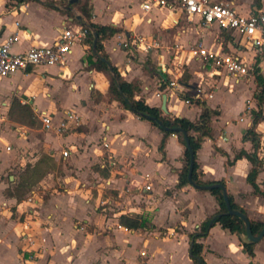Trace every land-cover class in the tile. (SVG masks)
I'll return each mask as SVG.
<instances>
[{"label": "crops", "instance_id": "obj_1", "mask_svg": "<svg viewBox=\"0 0 264 264\" xmlns=\"http://www.w3.org/2000/svg\"><path fill=\"white\" fill-rule=\"evenodd\" d=\"M72 1L31 0L16 4L0 0V44L18 35L12 51L20 54L34 46L53 45L65 29L77 24L118 27L119 23L128 22L124 18L130 14L123 13L127 9L112 11L109 0L85 1L84 5L94 4L90 7V20L77 15L71 6L79 0ZM230 1L242 15L264 14V0ZM162 9L167 8H155L145 15L140 6L138 12L131 10V20L135 23L136 18L142 21L151 16L147 22L152 24V16L165 14ZM173 22L179 23L177 19ZM185 22L188 30L184 28V34H194V39L207 50L239 56L251 68L249 75L238 82L225 69L191 55L195 60L192 73L198 76L199 83L182 82L189 50L184 51L186 46L178 42L172 46L180 53L165 57L168 74L164 75L169 81L185 83L195 95L201 93L203 98L199 101L220 113L212 118V134L197 152L195 161L201 179L223 182L228 195L250 221L264 223V198L255 195L248 182L253 164L245 156L236 159L244 151L256 153L264 162V113L255 99L256 77L264 76V54L218 26L205 29L197 20L193 24ZM132 34L123 31L104 41L103 46L125 80L142 82L137 99L162 111L163 96L167 95L168 115L199 120L202 105L186 103L170 92L158 95L164 81L163 74L156 73L160 72L157 63L163 53L151 55L156 72L150 73L129 55L131 48L121 46L123 39ZM91 51L92 47L82 41L73 48L65 66L0 77V101L6 103L8 116L13 100L18 99L34 109L38 121L42 112L53 118V129L39 137L29 135L25 127L9 130L8 124L0 123V264H143L142 251L148 254V264H194L189 236L219 212V203L210 191L190 183L178 187L186 163L180 139L171 135L161 151L163 133L113 99L105 74L89 65L87 57ZM202 74H207L210 81L211 76L217 75L220 84L206 91L201 87ZM236 93V104L229 102ZM68 112L79 117V125L70 122V129L59 134ZM256 112L260 114L257 124ZM250 129L259 137L258 148L251 140H244ZM108 155L117 159V168L105 166ZM45 163L50 167L44 178L30 188L28 176L36 166L46 167ZM147 175L153 185L151 192H127V182L132 183L133 189L139 188ZM257 184L264 191V165ZM30 198L33 202L28 201ZM123 214L147 217L151 229L134 231L121 227L119 217ZM200 242L206 264H212L210 259H216L214 264H264V239L254 244V255L250 256L244 248L248 243L246 234H231L217 224Z\"/></svg>", "mask_w": 264, "mask_h": 264}, {"label": "trees", "instance_id": "obj_2", "mask_svg": "<svg viewBox=\"0 0 264 264\" xmlns=\"http://www.w3.org/2000/svg\"><path fill=\"white\" fill-rule=\"evenodd\" d=\"M9 2H15L16 4L27 3L31 0H7ZM258 2V0H256ZM82 15L90 20L92 14L88 4L80 7ZM88 30L86 37L83 39V43L88 44L92 47L91 54L87 57L89 65L92 69H96L98 72L105 74L109 80L110 87L109 93L115 101H118L125 109L133 112L141 120L149 121L153 126L158 128L164 137L160 150L163 151L165 148L166 140L171 135H176L180 139L181 144L185 147V166L179 175V188L189 184V167H190V152L187 148L188 138L191 148L195 153V159L197 157V152L201 148L204 140L211 136L212 128L211 122L212 118L219 116L220 113L216 110L210 109L206 104L193 100L190 96H181L180 98L183 101L191 100L192 103L202 105L203 112L199 120L193 122L186 118L172 117L170 115L164 116L162 111L158 108L149 106L146 101L142 98L137 99V96L142 91V82H128L122 77L118 68L113 66L109 56L104 51L103 42L113 38L114 36L123 32L119 27L114 26H102L94 23H84L82 25ZM96 35L98 36V43L96 50H93L95 43ZM158 75L162 74L161 72H156ZM259 73V70H258ZM161 79L164 81L161 90L165 89V83L169 81L168 75H162ZM258 83V90L255 94V99L258 101L259 107L262 106L264 100V76L258 74L256 77ZM256 119L255 124H257L260 114L255 113ZM12 121L16 123H21L29 127H34L37 123L38 116L36 115L34 109L30 105H24L18 99H14L9 111V116ZM258 135L254 129H250L244 137V140H251L255 145V148H258L259 141ZM245 156L252 164L253 169L248 175V182L254 188V194L264 198V191L261 190L257 184L258 174L260 169L263 167L264 162L258 157L256 153L247 154L242 152L236 159ZM47 166H36L31 172V175L28 176L27 182L30 185V188L35 186L36 183L44 178L48 168L50 167L48 163H45ZM199 166L195 161V167L193 172V182L198 187L211 186L215 184H222L223 182H206L203 181L198 173ZM28 192V191H26ZM25 192V193H26ZM214 195L219 203L220 210L213 217L204 222L199 230L189 236L190 238V257L193 260L194 264H206V261L203 257V244L200 240L209 236L211 228L215 225L220 224L224 230L229 231L231 234H246V225L244 221L236 216H231L228 214L225 198L221 189H214L210 191ZM231 206L234 210L241 211L245 213L239 206L234 203L233 198L228 195ZM246 214V213H245ZM119 224L121 227L128 230L140 231V230H150L151 225L147 217L143 215H133V214H123L119 217ZM252 231L255 236H258L262 229L264 228V223L259 221H251ZM245 250L250 256L254 255V244L245 243Z\"/></svg>", "mask_w": 264, "mask_h": 264}, {"label": "built area", "instance_id": "obj_3", "mask_svg": "<svg viewBox=\"0 0 264 264\" xmlns=\"http://www.w3.org/2000/svg\"><path fill=\"white\" fill-rule=\"evenodd\" d=\"M155 8H167L180 13L189 24H193L197 20L198 24L205 29L218 26L230 35L240 36L247 43H250L258 53L264 54V14L242 15L236 10L230 0H143L141 3V9L145 15L151 13ZM17 26H20V23H17ZM87 33L88 30L86 28L77 24L65 29L53 45L47 47L34 46L20 54L12 51L13 46L19 41L18 35L10 37L0 44V77L7 78L18 72L27 73L37 68L65 66L69 61L73 48L77 43L83 41ZM121 46L125 49L135 48L149 56L154 52L161 51L163 55H161L157 65L162 74H168L165 57L173 53L178 56L180 53L176 46H165L158 38L134 34L125 37ZM196 46L197 48L191 52L194 59L200 58L212 62L215 67L225 69L236 81L249 75L251 68L239 56L219 54L207 50L203 44ZM165 86V90H162L158 94L159 96L170 92L179 97L190 96L196 101L203 98L201 93L193 94L185 83H181L178 80L169 81L165 83ZM185 102L192 104L189 99ZM7 113L6 103L0 101V123L7 122ZM39 119L46 131L53 129V118L47 112H42ZM79 120L75 113L68 112L58 131L59 134L70 129V122H75L79 125ZM19 132L21 133V131ZM104 146L107 147V144ZM8 150H10V147H8ZM64 156L67 157L68 152H65ZM118 165L119 162L113 155L107 156L105 166L114 169ZM143 178L144 182L139 188L133 189L132 183L130 181L127 182V192L132 193L134 190L141 194L151 192L153 185L149 182L150 177L147 175ZM28 201L33 202V198ZM140 257L145 260L143 264H148L146 262L148 257L146 251H142Z\"/></svg>", "mask_w": 264, "mask_h": 264}, {"label": "rangeland", "instance_id": "obj_4", "mask_svg": "<svg viewBox=\"0 0 264 264\" xmlns=\"http://www.w3.org/2000/svg\"><path fill=\"white\" fill-rule=\"evenodd\" d=\"M86 0H79V2L73 6H71L72 8H75L77 10V15L81 16V11H80V7L82 5H84ZM111 3V7H112V11L114 10H126L127 12H123V13H128L130 15H126L125 16V20L128 22H121L119 23L121 27V29L123 31H127V32H131L134 33V35H138V36H147V35H152L155 38H160L161 40H163L168 46H172L175 45L179 42V45H185L186 48H184V51H188V54L186 55V60L189 61V64H185L184 69V75L182 78H180V80L182 82H191L192 83H196L198 84V76H194L193 75V68H191L193 65H195V60H193V58L191 57L192 55V50L196 49V45H199L200 43L198 42V40L194 39V34H191V32L187 31V34H184V28L186 30H188V27L186 25V22L184 20V16L183 15H175L174 13H172L171 11L167 10V9H162V11H164L165 14L162 15H157V16H152L153 22L152 24H149V22H147V19H149V17L151 16H147L145 18H143V15L140 14V17L143 18V20H139L138 18H136V22L134 23L133 20H131L132 17V12L131 10L133 9V11L138 12L140 11V6H141V2L143 0H109ZM108 2V1H106ZM91 5L94 6V4L91 2H89V8L91 7ZM70 6V4H69ZM109 5L106 6V12L108 13V7ZM91 9V8H90ZM91 12V10H90ZM122 12V11H121ZM94 13V12H93ZM137 14V13H135ZM134 14V15H135ZM75 15V14H73ZM172 19V20H171ZM174 19L178 20V24L175 25V23L173 22ZM124 20V21H125ZM112 21L108 20L107 22L110 23ZM208 43V42H207ZM129 55H132V58H137L138 63L142 64L143 66H146V68L149 70V72H156L154 69V64L151 62L152 61V57L151 55H146L143 54L142 52H139L137 49L135 48H131V53ZM147 59L150 60V62L147 61ZM142 60V61H139ZM149 66V67H148ZM153 68V70H152ZM151 70V71H150ZM146 71V70H145ZM147 72V71H146ZM201 73V72H200ZM209 76L206 74L205 76L202 74L200 80H202V82H204V84L201 86L203 89H205L206 91H212L214 89L215 86L219 85L220 83L218 82V76L214 75L213 77L211 76V81L208 80ZM199 80V81H200ZM209 82H211L210 84H208ZM238 93L234 94L233 97H231V101L229 102H233L234 104H236V99L238 98ZM262 113H264V100H263V104H262ZM8 124L7 127H9V130L12 129H18V128H22L25 127L28 129L29 135H33L36 137L39 136H45V134H47L48 132L45 131L43 129L42 124L40 123V121L37 120V123L34 127H29L27 125L21 124V123H16L14 121H12L10 118H8L7 123ZM21 173V172H19ZM119 208H116V210ZM212 264H214V261H216V259H210Z\"/></svg>", "mask_w": 264, "mask_h": 264}, {"label": "water", "instance_id": "obj_5", "mask_svg": "<svg viewBox=\"0 0 264 264\" xmlns=\"http://www.w3.org/2000/svg\"><path fill=\"white\" fill-rule=\"evenodd\" d=\"M77 1L78 0H74L72 2H77ZM77 20L79 21V23H83L82 17H78ZM97 43H98V36L96 35L94 50H96ZM167 100H168V96L164 95L163 96V104H162L161 109L165 114L168 115L169 111L167 109ZM186 141H187V148L189 149V152H190L189 183L192 186L196 187L197 189H202V190H206V191H211L214 189H221L223 192L224 198H225L228 214L231 216H236V217L242 219L246 225L247 242L252 243V244H256V243H259L260 241H262L264 239V228L262 229V231L260 232V234L258 236H255L253 234L250 219L248 218V216L245 213L238 211V210H234L232 208L229 197H228L227 189L224 185L215 184V185H211V186L198 187L194 184L193 172H194V167H195V153H194L193 149L191 148V145H190L188 138H186Z\"/></svg>", "mask_w": 264, "mask_h": 264}]
</instances>
